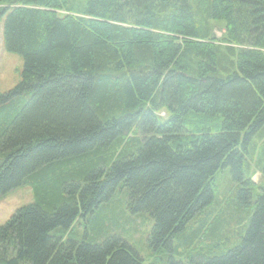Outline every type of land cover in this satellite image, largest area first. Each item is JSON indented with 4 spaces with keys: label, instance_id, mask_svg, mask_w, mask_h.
<instances>
[{
    "label": "trees",
    "instance_id": "1",
    "mask_svg": "<svg viewBox=\"0 0 264 264\" xmlns=\"http://www.w3.org/2000/svg\"><path fill=\"white\" fill-rule=\"evenodd\" d=\"M0 19L24 58L0 194L35 199L0 225L1 264H264V0H0ZM116 197L154 219L158 262L116 233Z\"/></svg>",
    "mask_w": 264,
    "mask_h": 264
},
{
    "label": "rangeland",
    "instance_id": "2",
    "mask_svg": "<svg viewBox=\"0 0 264 264\" xmlns=\"http://www.w3.org/2000/svg\"><path fill=\"white\" fill-rule=\"evenodd\" d=\"M3 23L4 19H0V94L12 89L21 80V73L24 68V58L21 54L15 52H9L5 49L3 44ZM223 23H220V27ZM216 29V33L220 36L223 29ZM257 138V136H255ZM264 138V133H263ZM257 142L259 139H256ZM256 152L253 159H250V163L254 166L257 158H262L264 160V144L260 143L255 148ZM229 173V167L220 172L221 179L223 177V185L221 184V189L225 190L227 185V179ZM263 177L262 174L256 172L253 176L254 183H261ZM227 198V195H223ZM117 198V197H116ZM118 199V198H117ZM253 200V198H252ZM34 193L31 185L25 184L11 189L10 191L0 194V225L6 223V221L11 218V216L16 212V210L24 205L34 202ZM115 208V220H113V225L115 229H118L116 233L121 235L127 241H129L134 248L139 252V254L144 258L146 263L158 262L157 253L150 244V232L154 225V219L149 212H132L127 203L123 202L122 198L118 199V202L113 203L111 206ZM112 215V214H111ZM114 218V216L112 215ZM194 218L188 224V230L195 226V228L200 226V222H195ZM247 221L243 220L241 223H236L233 225V231L240 229ZM206 227V226H205ZM177 238V237H176ZM235 239V238H234ZM179 239H176L178 242ZM235 241L222 240L221 245L216 249L218 251H225L230 246L234 245ZM195 246L199 245L198 238H195ZM188 249V248H187ZM1 264V263H0Z\"/></svg>",
    "mask_w": 264,
    "mask_h": 264
}]
</instances>
